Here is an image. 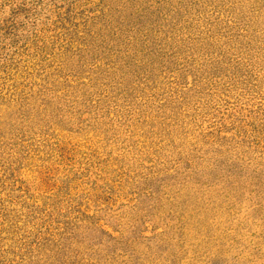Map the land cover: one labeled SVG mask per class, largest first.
Segmentation results:
<instances>
[{
    "label": "rangeland",
    "instance_id": "374dc122",
    "mask_svg": "<svg viewBox=\"0 0 264 264\" xmlns=\"http://www.w3.org/2000/svg\"><path fill=\"white\" fill-rule=\"evenodd\" d=\"M0 264H264V0H0Z\"/></svg>",
    "mask_w": 264,
    "mask_h": 264
}]
</instances>
